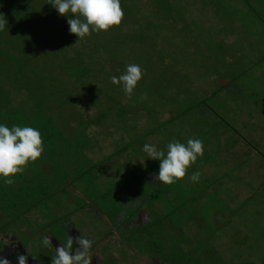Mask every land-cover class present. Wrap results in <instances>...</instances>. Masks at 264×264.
<instances>
[{
    "label": "rangeland",
    "instance_id": "1",
    "mask_svg": "<svg viewBox=\"0 0 264 264\" xmlns=\"http://www.w3.org/2000/svg\"><path fill=\"white\" fill-rule=\"evenodd\" d=\"M120 3L118 27L78 41L50 0H0L7 20L0 31V82L11 99L2 108L21 109L23 123L41 121L50 149L13 184L0 181V205L7 209H0V233L14 220L31 224L36 237L49 236L74 216L92 240L103 242L98 248L105 258L115 252L110 264H137L149 254L163 264H264V130L254 143L257 159L198 158L172 185L147 181L159 161L141 151L145 143L166 151L168 142L184 141L187 129L177 125L175 134L170 117L195 102L219 107L229 101L257 113L254 124L264 128V0ZM133 63L144 74L128 98L110 77ZM36 70L49 92L34 91ZM36 94L47 100L41 107ZM224 116L232 125L242 122ZM120 155L126 162L115 159L109 172L108 158ZM195 171L198 183L189 179ZM210 186L218 193L204 194ZM44 198L42 210L20 217ZM57 203L67 213L55 218L49 209ZM138 211L149 215L141 226Z\"/></svg>",
    "mask_w": 264,
    "mask_h": 264
},
{
    "label": "clouds",
    "instance_id": "2",
    "mask_svg": "<svg viewBox=\"0 0 264 264\" xmlns=\"http://www.w3.org/2000/svg\"><path fill=\"white\" fill-rule=\"evenodd\" d=\"M50 5L56 12L67 18L69 32L79 39L92 33L107 32L118 27L124 13L120 0H50ZM7 20L0 14V31H4ZM143 69L139 64H128L122 74L110 77L111 82L121 88L126 97L131 98L143 77ZM141 95L140 99H146ZM148 160L159 161V171L154 175V182L172 185L182 180L187 169L203 156L204 145L199 138H190L186 143L170 141L166 151L156 144L145 143L141 148ZM44 152L43 140L39 129L32 126L16 125L11 127L0 122V181L11 185L15 177L23 174L27 166L41 158ZM201 177L195 171L189 177L193 183H198ZM78 247L72 252L73 244ZM93 242L80 235L69 237L66 243L55 249L51 264H91ZM42 246H52L48 236L42 237ZM18 264H27L24 255L17 256ZM0 264H10L7 258L0 257Z\"/></svg>",
    "mask_w": 264,
    "mask_h": 264
},
{
    "label": "crops",
    "instance_id": "3",
    "mask_svg": "<svg viewBox=\"0 0 264 264\" xmlns=\"http://www.w3.org/2000/svg\"><path fill=\"white\" fill-rule=\"evenodd\" d=\"M221 92L222 90L220 91V93ZM210 108L211 109H207L205 107H197V117L201 116L203 120L201 125H197V123L194 122L195 119L193 117L185 125L175 124L178 121L171 123V128L172 130H174L175 134L177 131V125L181 126L182 129L184 127L187 129V138H185L184 141H182V139H180L179 141L181 143H186L190 138L201 139L204 145V153L202 157H199L200 159H221L220 162L227 161V163L230 162L231 159H257L259 153L257 152V150L253 149V145L259 139L258 130H264V128L259 129V127L254 124L253 117H256L257 113L255 114V112H251L252 110L250 112L238 111L231 103H229V101L222 102L219 107L210 106ZM216 110L217 112H215ZM216 114H218L219 117L221 115H228L230 117L242 116L244 119L240 120L242 121L241 124L235 126L237 131H239L240 133L238 132L239 134H234L232 130L228 129V131L226 128H223L222 130L220 126H217L219 125L217 124V122H219L220 118L216 117ZM187 118H191L190 114ZM206 121L210 122V124L208 123L209 125H207L205 123ZM231 122L235 123V121L233 120H231ZM246 122L248 123L245 124ZM190 132L192 134H190ZM178 134L181 137L182 132L179 131ZM230 144H232V146ZM108 159H113L111 162L105 163L107 164L106 168L109 172L113 171L111 164L115 161V159H120V162H124L126 160L123 158V156H118L116 158L109 157ZM155 174L157 173H154V175ZM154 175H147V181H149L150 183H154ZM218 190H215L212 186H210L209 188H206L204 194L218 193ZM61 212L64 211H62V209L58 210L54 217L58 218L60 215H63V213L60 214ZM65 213L66 212H64V214Z\"/></svg>",
    "mask_w": 264,
    "mask_h": 264
},
{
    "label": "flooded vegetation",
    "instance_id": "4",
    "mask_svg": "<svg viewBox=\"0 0 264 264\" xmlns=\"http://www.w3.org/2000/svg\"><path fill=\"white\" fill-rule=\"evenodd\" d=\"M71 198V196H68L67 198V202L65 204V206L69 207L71 206L68 201V199ZM62 205H60V203L52 208H50L49 212L54 216L56 215V212L58 210H61L67 213V210H63V207H61ZM64 212H61L60 214H64ZM92 211H90L89 213H87L89 216L91 214ZM65 213V214H66ZM97 212H94L93 215L99 216L100 220L102 221V217L100 215H97ZM137 216V223L141 226L144 221L147 222L149 220V218L147 217V215L144 213L142 214V212H137L135 217ZM24 217V215L22 216ZM13 221H6L4 226H6V231L0 233V257H4L7 258L10 261V264H18L17 262V256L18 255H24L26 257L27 260V264H51L52 261V257L55 255V249L58 246H61V244L66 243V239L69 237L72 238H76L80 235H83L85 238L90 239L93 242L92 245V249H91V255L92 257V261L91 264H110L109 262V258L112 257L115 258V252H113L111 254V257H107L105 258V256L103 255V253H101L99 251L98 248V243H100L102 245L103 242L101 241H95L92 240L91 237L93 236H89L87 234V230H85L83 227H80L79 225H76V219L74 216H70L69 220H66L64 223H62V232H57V233H51L48 237L51 241V245L52 246H47L44 247L42 246V236L40 235V237H36L35 234L33 233V226L30 225V227L25 226L23 223H20V225H13ZM19 222V221H18ZM17 222V223H18ZM101 224H103L102 222H100ZM99 223V224H100ZM129 225L133 226L134 224H136L135 220L130 219L128 222ZM90 227H95V229L97 230V224L94 225L93 223L89 224ZM125 225H123L124 227ZM11 227H13L14 229L11 230ZM127 229V228H126ZM23 234H26L27 240H21V237L23 236ZM118 241V240H116ZM114 242L117 243V242ZM96 242V243H95ZM113 241H110V244H112L113 246ZM77 245L74 243L73 244V249L72 252L74 253L75 250L77 249ZM128 250L131 251V248L128 247ZM104 258L107 260L105 261ZM130 262V259H125L123 264H127ZM134 262H132L133 264ZM137 264H163V262L161 261V259L158 256H154L149 254V256L147 257V260L138 259V262H136Z\"/></svg>",
    "mask_w": 264,
    "mask_h": 264
},
{
    "label": "trees",
    "instance_id": "5",
    "mask_svg": "<svg viewBox=\"0 0 264 264\" xmlns=\"http://www.w3.org/2000/svg\"><path fill=\"white\" fill-rule=\"evenodd\" d=\"M18 1L19 0H12V3L18 2ZM39 11L41 12V11H43V9H40ZM20 12H26V9H23V10L21 9V10H19V13ZM33 75L35 77V80L37 81V83H36V85L34 87V91L37 92V93H39V92H43V93L44 92L45 93L49 92V89L47 87H44V84H43V82L41 80L42 79L41 78V75L42 74L39 71L36 70V71L33 72ZM25 86H28V84H25ZM1 87H3V84L0 82V122L5 123L9 127H11L15 123L18 124V125L32 126L34 128L39 129V131L41 133V136H42V130H43L44 127H43V123H41V121L37 122V120H36V123H35V121L33 123H31V122H29V123L24 122L23 123V121L26 119L23 116H26V115L25 114H22L21 111H19L21 109H13L12 110L9 107L8 108H2V105L3 104H5L6 106L10 105L9 102H10L11 99L9 97V94L5 93V89L6 88L3 87V90H2ZM221 90L223 92V88H218L217 89V93H220ZM210 96H211V94H209L208 97H210ZM46 102H47V100H46L45 97H43V96H37V94L35 95V105L36 106L41 107V105H43ZM197 107H201V108H204L205 107L207 109H211L209 105H206V103L203 104V102H201V103L200 102H195L191 107L185 109L183 112H180V113L176 114L173 117L171 116L170 117V122L171 123H174L176 121H181L182 119H186L188 117V115L190 114V117L191 118L193 117L195 119L194 122H196L197 125H201L202 122H203V120H202L201 116H198L197 117V111H196ZM215 112H217V110ZM215 116L218 117V118H220L219 119V122H217V124H219V125H217V124L216 125L217 126H220V128H222V130H223V128H226L227 130L228 129L229 130H232L234 134L235 133L236 134H239L240 133L239 131H237L235 125L234 124L233 125L231 124V122H230L231 120L230 119L225 118L224 115H221L219 117V115L216 114ZM237 118L244 119L242 116H237ZM207 121L205 123L207 125H209L210 122H207ZM10 122H11V124H10ZM248 122H250V121H248ZM248 122H246L245 124H247ZM248 125H250V124H248ZM42 140H43V138H42ZM45 144H46V142L43 140L44 152L42 154L45 153L44 155H45V159H46V157L48 156V153H49V150L50 149H49V146H46ZM230 145L232 146V144H230ZM253 149L256 150L255 144L253 145ZM5 195H7V194H5ZM47 197H49V196H47ZM46 198H44L43 200H45ZM43 200L40 199L38 202L32 204L31 206H28L23 212L20 213L21 216H20V214H18L17 216H14V217L20 218V217H22L25 214L24 212H26L28 210L29 211H31L33 209H41L42 210L43 209L42 207L48 203V200H45V201H43ZM154 203H152V205ZM0 207H1L0 209L2 211H4V213H6L7 209L4 208V207H2L1 205H0ZM17 207L15 209H18ZM146 215L149 216L148 214H146Z\"/></svg>",
    "mask_w": 264,
    "mask_h": 264
}]
</instances>
